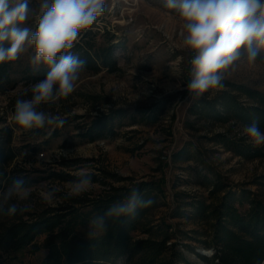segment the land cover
<instances>
[{
  "label": "rangeland",
  "instance_id": "rangeland-1",
  "mask_svg": "<svg viewBox=\"0 0 264 264\" xmlns=\"http://www.w3.org/2000/svg\"><path fill=\"white\" fill-rule=\"evenodd\" d=\"M39 2L30 0V7L38 11ZM164 5L165 0H106L105 13L80 33L74 48L85 41L92 44L91 51L103 44L109 46L117 68L95 70L86 64L73 93L40 106L45 112L61 116L65 120L61 127L45 125L26 130L14 121L15 101L31 98L32 85L43 80L48 71L43 74V65L40 72L33 70L32 48L12 61L15 71L0 87V134L8 137L15 156L4 168L9 181L3 183L0 193L14 178L23 177L31 193L24 202L29 211L47 206L63 211L61 207L72 201L66 198L71 182L81 172L91 174L92 184L76 197L93 196L109 184L129 182L115 180L110 172L135 180L160 179L162 195L152 217L171 222L170 240L176 241L195 264H207L208 260L181 246L185 242L194 248L203 246L200 240L209 236V222L195 216L187 203L194 198L216 200L222 191L210 193L215 180L232 189L239 184L256 190L252 180L264 173V157L236 155L212 138L229 126L230 135L249 141L242 125L218 119L211 112L208 102L219 96L221 89L206 92L199 99L188 92L193 54L183 46L182 22L174 10ZM26 26L35 30V16ZM223 83V90L232 91L241 100L247 97L233 89V84L264 91V51L253 64L246 59L235 62L234 68L225 73ZM215 107L221 108L218 99ZM98 119L105 121L104 133L95 139L83 135L85 130L93 133L89 129H97L91 126ZM56 147L63 148L64 153L51 151ZM42 150L47 151L45 159L39 154ZM54 172L73 178L62 180ZM50 189L56 190V196L52 202H45L43 192ZM8 219L0 214V225ZM45 235L35 237L38 249L27 246L16 252H0V261L39 264L47 250L43 246Z\"/></svg>",
  "mask_w": 264,
  "mask_h": 264
},
{
  "label": "trees",
  "instance_id": "trees-1",
  "mask_svg": "<svg viewBox=\"0 0 264 264\" xmlns=\"http://www.w3.org/2000/svg\"><path fill=\"white\" fill-rule=\"evenodd\" d=\"M85 42L78 49L73 45L70 52L95 70L104 67L112 71L117 68L111 47L103 44L91 51L92 44ZM14 71L12 61L0 64V87L11 79ZM47 71L49 69L45 67L43 74ZM233 89L247 99L241 100L232 91L221 89L219 96L208 102L213 115L223 121L238 122L243 127L255 121L264 132V91L245 84H233ZM217 99L221 104L220 109L215 107ZM95 126L97 129L87 128L93 133L85 130L83 135H89L90 139L102 135L105 121L103 123L102 119H98L91 128ZM229 131L227 126L212 138L236 155L248 159L264 157V145L253 146L240 136L230 135ZM55 134L56 130L52 135ZM4 135L0 134V190L3 183L9 181L4 168L15 156L8 145V137ZM53 174L62 180L73 178L65 173ZM88 175L91 177V174ZM109 175L115 180L129 179V182L109 184L93 196L70 197L72 201L61 207L63 211L47 206L9 217L0 225V252H16L27 246L36 250L39 245L35 237L45 233L43 246L47 250L39 264H195L177 246L176 241L170 240L172 223L164 217L156 221L152 217V211L158 206L162 195L160 179L135 180L111 172ZM252 182L258 190H250L239 184L232 189L215 180L210 193L222 191L216 200L206 202L203 198H194L188 202L195 216L205 217L209 222V236L200 240L203 246L194 248L186 242L181 246L192 249L196 256L208 260L207 264H264V173L256 175ZM132 186L138 187L141 195L145 199H153L154 203L148 208L137 209L135 216L121 218L114 224L110 222L104 235L89 239L87 230L90 218L105 211L112 203L123 200ZM202 250H211L212 253ZM0 264L3 262L0 261Z\"/></svg>",
  "mask_w": 264,
  "mask_h": 264
},
{
  "label": "clouds",
  "instance_id": "clouds-1",
  "mask_svg": "<svg viewBox=\"0 0 264 264\" xmlns=\"http://www.w3.org/2000/svg\"><path fill=\"white\" fill-rule=\"evenodd\" d=\"M164 6L174 10L182 22L183 46L193 54L187 84L193 99L224 88L225 73L234 68L235 62L246 59L253 64L264 51V0H165ZM105 11L106 0H40L38 11L30 7V0H0V64L15 61L32 48L33 70H39L41 65L49 69L43 80L32 85L31 98L15 101L13 118L19 126L26 130L63 126L65 120L61 116L45 112L40 106L74 92L86 61L68 50ZM33 16L35 30L26 26ZM106 110L107 106L103 108ZM243 131L253 146L264 145V132L257 122L245 126ZM25 184L23 177L14 178L0 193V214L13 217L29 211L24 202L31 193ZM91 184V177L81 172L71 182L66 198L80 196ZM55 196V189L43 192L45 202H52ZM153 203V199H145L139 188L132 186L123 200L90 218L88 238L104 235L110 222L135 216L137 209Z\"/></svg>",
  "mask_w": 264,
  "mask_h": 264
},
{
  "label": "built area",
  "instance_id": "built-area-1",
  "mask_svg": "<svg viewBox=\"0 0 264 264\" xmlns=\"http://www.w3.org/2000/svg\"><path fill=\"white\" fill-rule=\"evenodd\" d=\"M100 141H102V140H100ZM50 149H51V151L56 152L58 155L64 153V149L61 148V147L50 148ZM50 149H49V150H50ZM45 152H47V151H45V150L39 151V154H40L44 159L47 157V155L45 154ZM209 251H210L209 254H211L212 251H211V250H209ZM207 253H208V251H207Z\"/></svg>",
  "mask_w": 264,
  "mask_h": 264
},
{
  "label": "water",
  "instance_id": "water-1",
  "mask_svg": "<svg viewBox=\"0 0 264 264\" xmlns=\"http://www.w3.org/2000/svg\"><path fill=\"white\" fill-rule=\"evenodd\" d=\"M203 252H205V253H207V250L205 251V250H202Z\"/></svg>",
  "mask_w": 264,
  "mask_h": 264
},
{
  "label": "bare ground",
  "instance_id": "bare-ground-1",
  "mask_svg": "<svg viewBox=\"0 0 264 264\" xmlns=\"http://www.w3.org/2000/svg\"><path fill=\"white\" fill-rule=\"evenodd\" d=\"M208 251V253L210 252L209 250H207Z\"/></svg>",
  "mask_w": 264,
  "mask_h": 264
}]
</instances>
